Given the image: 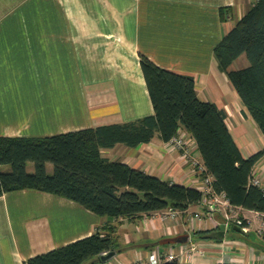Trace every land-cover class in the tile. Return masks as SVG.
Here are the masks:
<instances>
[{
  "label": "crops",
  "instance_id": "0c3cea01",
  "mask_svg": "<svg viewBox=\"0 0 264 264\" xmlns=\"http://www.w3.org/2000/svg\"><path fill=\"white\" fill-rule=\"evenodd\" d=\"M256 1L48 0L47 3L133 6V20L219 22L214 49L222 36ZM137 7L139 11L135 12ZM160 41L155 40L156 51H150L148 56L167 69L195 77L199 96L203 100L214 101L227 112L230 132L245 157L263 149V133L226 73L220 70L215 56L206 58L205 47L196 44L190 55L177 56L171 61L162 54L165 47ZM140 53L134 57L124 52L122 56V69L119 77H116V85L127 100L122 114L111 119L102 107L103 99H98L94 102V105L98 102L94 108L90 104L88 112L76 114L70 124L51 134L127 122L153 114L154 107L140 65ZM234 65L235 62L231 68ZM92 100L88 104L93 103ZM180 130L186 131L183 127ZM186 133L190 137L193 157L203 165L197 143ZM102 154L110 160L126 162L164 180L200 189L202 176L196 172L191 158L186 157L171 141L166 142L159 136L137 146L119 143L103 148ZM253 174L261 180L264 189V156L255 165ZM236 208L248 219L247 232H242L233 222L226 224L224 212L211 213L197 203L180 212L176 219L161 218V211L137 218H115L98 215L75 201L51 193L35 189L12 191L0 197V264H24L34 255L97 231H112L116 247L84 264H147L151 252H157L162 260H168L165 257L172 252L179 257V264H264V214L240 206ZM196 212L201 217H196ZM111 251L115 254L107 259L102 258Z\"/></svg>",
  "mask_w": 264,
  "mask_h": 264
},
{
  "label": "trees",
  "instance_id": "16d2710c",
  "mask_svg": "<svg viewBox=\"0 0 264 264\" xmlns=\"http://www.w3.org/2000/svg\"><path fill=\"white\" fill-rule=\"evenodd\" d=\"M242 54L249 64L232 69ZM214 56L264 135V0H257L222 36ZM140 65L153 114L50 135H0V197L35 189L115 218H137L167 208L186 211L202 201L201 189L164 180L102 154L103 148L119 143L137 146L156 136L168 142L183 127L201 153L202 178L212 176L214 190L224 192L231 205L264 214V189L253 182L254 167L264 156V148L243 155L230 132L227 112L199 96L193 75L167 69L145 53H140ZM29 162L33 171L28 170ZM115 247L112 231H97L34 255L24 264H84ZM159 264H179V260Z\"/></svg>",
  "mask_w": 264,
  "mask_h": 264
},
{
  "label": "rangeland",
  "instance_id": "374dc122",
  "mask_svg": "<svg viewBox=\"0 0 264 264\" xmlns=\"http://www.w3.org/2000/svg\"><path fill=\"white\" fill-rule=\"evenodd\" d=\"M47 1L0 0L2 135L54 133L98 99L116 118L127 106L116 85L122 56L148 55L156 51L155 40L162 41L161 52L171 61L190 55L196 44L205 47L206 58L214 57L219 22L133 20V6ZM248 64L243 54L232 68Z\"/></svg>",
  "mask_w": 264,
  "mask_h": 264
},
{
  "label": "built area",
  "instance_id": "2783aa9c",
  "mask_svg": "<svg viewBox=\"0 0 264 264\" xmlns=\"http://www.w3.org/2000/svg\"><path fill=\"white\" fill-rule=\"evenodd\" d=\"M170 141L179 149H181L186 157L191 158V162L195 166L197 173L201 174L205 170L204 165L199 164L198 160L193 157L190 137L187 135L186 131L179 130V132ZM253 182L261 186V180L255 176L253 177ZM199 185L200 189L204 192V198L197 204H199L203 210L211 213L214 211H222L224 212L227 219L226 224L229 225V223L232 221L241 228L242 232H247L249 230L248 219L240 214L236 206L231 205L224 192L217 193L214 190L212 185V176L207 175L203 177ZM161 213V218L171 217L176 219L178 218L180 211L173 208H167L166 210L161 211ZM194 215L196 217H201L200 213L198 212H196ZM244 221H247V224H245ZM263 228L264 224L262 230ZM165 259L179 260V257L176 254L170 252L166 255ZM161 261V256L158 255L157 252H151L148 256L147 264H159Z\"/></svg>",
  "mask_w": 264,
  "mask_h": 264
},
{
  "label": "water",
  "instance_id": "95a60500",
  "mask_svg": "<svg viewBox=\"0 0 264 264\" xmlns=\"http://www.w3.org/2000/svg\"><path fill=\"white\" fill-rule=\"evenodd\" d=\"M114 254H115V252L114 251H111V252L107 253L106 255L102 256V258L103 259H107V258L111 257Z\"/></svg>",
  "mask_w": 264,
  "mask_h": 264
}]
</instances>
